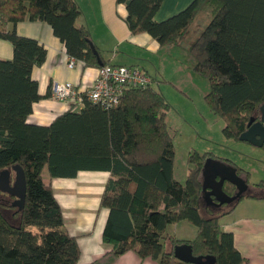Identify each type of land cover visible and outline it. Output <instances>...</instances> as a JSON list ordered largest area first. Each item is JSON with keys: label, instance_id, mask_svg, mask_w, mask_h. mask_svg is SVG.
Wrapping results in <instances>:
<instances>
[{"label": "trees", "instance_id": "16d2710c", "mask_svg": "<svg viewBox=\"0 0 264 264\" xmlns=\"http://www.w3.org/2000/svg\"><path fill=\"white\" fill-rule=\"evenodd\" d=\"M118 2L126 5L130 32L147 33L161 47L182 44L200 14L209 11V23L187 50L194 69L208 78L205 98L223 119L224 135L240 141L264 103V0H193L161 22L155 17L163 0ZM81 15L75 0H0V39L14 49L12 59L0 60V172L20 165L27 183L21 210L13 206L15 197L0 192V264H80L77 237L66 228L45 169L51 179L75 178L82 171L110 174L100 201L109 211L103 230L104 243L112 246L108 254L133 251L160 264H190L174 255V247L188 244L195 256H213L215 264H247L233 234L220 224L241 198L219 208L202 205L203 166L217 158L210 152H191L186 181L176 180L170 105L154 84L127 89L113 108L86 103L49 126L28 122L42 98L32 72L45 62L47 50L8 25L24 19L46 22L70 57L100 68L107 63L89 31L77 24ZM226 161L238 175L245 172ZM223 189L229 196L236 191L229 182ZM182 221L197 228L194 239L170 234L168 227Z\"/></svg>", "mask_w": 264, "mask_h": 264}, {"label": "crops", "instance_id": "0c3cea01", "mask_svg": "<svg viewBox=\"0 0 264 264\" xmlns=\"http://www.w3.org/2000/svg\"><path fill=\"white\" fill-rule=\"evenodd\" d=\"M75 1L82 11L77 24L89 31L95 46L107 64L141 68L155 80L153 86L158 85L161 92L160 82L166 77L172 80L162 66L166 55L171 56L172 52L178 49L177 58L185 54L188 66L184 67L182 64V67L190 71V54L187 50L190 46L189 35L186 36L188 44L183 42L176 46L161 47L159 42L147 33L133 35L130 32L125 22L127 8L124 3H119L118 0ZM192 1L163 0L155 18L159 22L167 20L190 6ZM13 29L19 36L37 40L47 50L45 62L35 67L32 72L42 98L34 104L28 122L49 126L71 107L69 103L60 102L52 97L53 85L57 82H71L79 90H87L92 87L98 68L87 67L80 61L70 68V56L64 44L54 35L52 27L46 22L24 19L16 25L10 23L8 30ZM13 55V45L7 40L0 39V60H10ZM177 58L174 59L176 62ZM192 66L194 68V62ZM168 125L170 126L169 122ZM170 129L172 130L171 126ZM256 149L262 151L260 153L263 154L260 155H264L263 148L256 147ZM259 150H249V152L255 154V151ZM214 155L220 159L230 160L243 169L245 172L239 176L248 184L246 194L241 197L234 210L220 219L221 228L233 234L235 247L247 264H264V186H260L264 185V179H254L253 174L246 169V165H241L231 157ZM188 167L187 165L183 175L178 174L176 165L174 166V175L178 182L186 181ZM43 177L45 182L51 185L62 207L67 230L77 237L81 250L80 264H160L152 258L142 259L133 251L119 257L107 253L112 250V246L104 243L103 230L109 211L100 207V201L110 177L108 172L82 171L75 178L51 179L48 171H44ZM203 205L206 206L204 203ZM189 225L194 227L187 221H182L170 225L168 231L178 238L183 229L188 228L193 237L181 236L178 239H194L197 228H191Z\"/></svg>", "mask_w": 264, "mask_h": 264}, {"label": "rangeland", "instance_id": "374dc122", "mask_svg": "<svg viewBox=\"0 0 264 264\" xmlns=\"http://www.w3.org/2000/svg\"><path fill=\"white\" fill-rule=\"evenodd\" d=\"M208 12L207 10L201 13L191 26L188 33L190 45L191 41L209 23L211 16ZM183 42L188 44L186 38ZM177 50H174L171 56L166 55L162 61V66L165 67L172 80L166 77L164 81L160 82L164 97L170 105L168 122L173 132L176 131L174 144L177 173L184 175L187 165H189L191 152L200 154L210 152L219 157H231L241 165H246V169L253 174L254 179H264V155H260L263 154L260 153L262 151L256 149V147L254 148L249 143L228 139L224 135L223 128L225 124L223 119L212 111L205 98L210 89L208 78L193 68L194 60L191 54L190 71L184 70L182 64L184 67L188 66L187 58L185 54L177 58ZM176 58L177 62L174 60ZM180 87L184 88L181 89ZM156 88H159L158 85ZM249 150L259 151H255L256 153L253 154ZM213 159L217 158L214 157ZM44 171L47 172V169ZM14 220L19 222V218H14ZM181 236L183 238L193 237L188 228L183 229L178 238Z\"/></svg>", "mask_w": 264, "mask_h": 264}, {"label": "water", "instance_id": "95a60500", "mask_svg": "<svg viewBox=\"0 0 264 264\" xmlns=\"http://www.w3.org/2000/svg\"><path fill=\"white\" fill-rule=\"evenodd\" d=\"M95 54L98 55L97 51ZM241 142H247L255 147L264 146V103L257 114L253 116L248 124V129L240 136ZM202 198L213 202V197L218 201V206L231 204L242 196L248 190V184L237 173L236 167L228 164L221 159L208 158L202 170ZM229 182L233 184L236 191L233 196L224 192V184ZM0 192L11 195L16 198L13 206L21 210L24 207L27 193L26 176L20 165H15L12 169H6L0 172ZM216 204V203H215ZM175 257L185 263L190 264H215L213 256H195L191 245L183 244L174 247Z\"/></svg>", "mask_w": 264, "mask_h": 264}, {"label": "built area", "instance_id": "2783aa9c", "mask_svg": "<svg viewBox=\"0 0 264 264\" xmlns=\"http://www.w3.org/2000/svg\"><path fill=\"white\" fill-rule=\"evenodd\" d=\"M77 62L70 57L69 67L73 68ZM153 84L154 79L141 68L106 64L98 68L97 77L89 89L81 91L71 82H57L52 87V97L69 103L75 110L82 109L86 103L109 109L122 102L127 89Z\"/></svg>", "mask_w": 264, "mask_h": 264}, {"label": "flooded vegetation", "instance_id": "af4514ba", "mask_svg": "<svg viewBox=\"0 0 264 264\" xmlns=\"http://www.w3.org/2000/svg\"><path fill=\"white\" fill-rule=\"evenodd\" d=\"M233 196V195H232ZM203 203L207 206V205H211L212 207H215V208H219V207H222L226 204H223L221 206H218V201L215 200V198L213 197V202L209 201L208 199H206V197L204 196L203 197ZM216 203V204H215Z\"/></svg>", "mask_w": 264, "mask_h": 264}]
</instances>
